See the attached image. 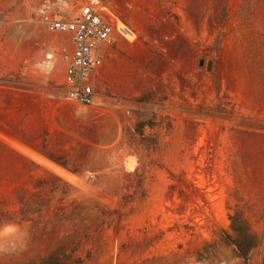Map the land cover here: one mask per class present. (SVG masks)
Listing matches in <instances>:
<instances>
[{
	"label": "rangeland",
	"instance_id": "374dc122",
	"mask_svg": "<svg viewBox=\"0 0 264 264\" xmlns=\"http://www.w3.org/2000/svg\"><path fill=\"white\" fill-rule=\"evenodd\" d=\"M79 1L0 0V264L62 247L264 264V0H105L122 34L92 106L66 97L71 34L42 20ZM236 211L259 238L248 258L223 242Z\"/></svg>",
	"mask_w": 264,
	"mask_h": 264
},
{
	"label": "built area",
	"instance_id": "2783aa9c",
	"mask_svg": "<svg viewBox=\"0 0 264 264\" xmlns=\"http://www.w3.org/2000/svg\"><path fill=\"white\" fill-rule=\"evenodd\" d=\"M109 13L105 0H80L76 12L69 16L42 17L49 30L71 34L72 49L65 56L63 86L68 99L86 106L99 102L96 77L109 48L122 34L119 22Z\"/></svg>",
	"mask_w": 264,
	"mask_h": 264
},
{
	"label": "trees",
	"instance_id": "16d2710c",
	"mask_svg": "<svg viewBox=\"0 0 264 264\" xmlns=\"http://www.w3.org/2000/svg\"><path fill=\"white\" fill-rule=\"evenodd\" d=\"M47 156V155H46ZM51 160L66 166V161L48 156ZM231 232H227L223 237L225 245L232 246L236 257L248 258L252 249L258 246L259 238L252 231L246 216L240 211L230 215ZM23 264H86L76 249L58 248L44 257L40 262H27Z\"/></svg>",
	"mask_w": 264,
	"mask_h": 264
},
{
	"label": "bare ground",
	"instance_id": "6f19581e",
	"mask_svg": "<svg viewBox=\"0 0 264 264\" xmlns=\"http://www.w3.org/2000/svg\"><path fill=\"white\" fill-rule=\"evenodd\" d=\"M21 147V146H20ZM23 150H25L26 152H28V153H30L32 156H34V157H36L37 159H40V160H42V161H44V162H47L48 164H50L49 163V161H47L45 158H43V157H40L39 155H36L35 153H32L31 151H29V150H27V149H25L24 147H21ZM56 168V167H55ZM58 169V168H57ZM58 171L60 172V173H62V174H64L65 176H67V177H71V176H73V175H71V174H69L66 170H64V169H58ZM71 175V176H70Z\"/></svg>",
	"mask_w": 264,
	"mask_h": 264
},
{
	"label": "water",
	"instance_id": "95a60500",
	"mask_svg": "<svg viewBox=\"0 0 264 264\" xmlns=\"http://www.w3.org/2000/svg\"><path fill=\"white\" fill-rule=\"evenodd\" d=\"M201 63H203V60L201 61ZM212 65H213V61H212V60L208 61L207 69H208V70H211Z\"/></svg>",
	"mask_w": 264,
	"mask_h": 264
},
{
	"label": "crops",
	"instance_id": "0c3cea01",
	"mask_svg": "<svg viewBox=\"0 0 264 264\" xmlns=\"http://www.w3.org/2000/svg\"><path fill=\"white\" fill-rule=\"evenodd\" d=\"M42 157H44L45 159H48V160H50V158H48L47 156H44V155H42ZM51 161V160H50ZM53 162V161H52ZM53 163H55V162H53ZM58 167V166H57ZM60 167H62V166H60ZM60 167H58V168H60ZM62 169H64L63 167H62Z\"/></svg>",
	"mask_w": 264,
	"mask_h": 264
}]
</instances>
